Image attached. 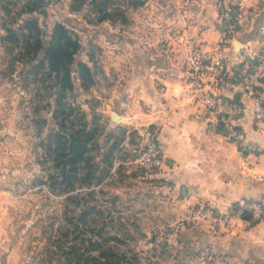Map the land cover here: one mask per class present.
<instances>
[{
	"label": "rangeland",
	"instance_id": "rangeland-1",
	"mask_svg": "<svg viewBox=\"0 0 264 264\" xmlns=\"http://www.w3.org/2000/svg\"><path fill=\"white\" fill-rule=\"evenodd\" d=\"M179 1L0 0V264H83L92 255L103 264H239L224 242L233 223L187 203L163 163L153 166L148 150L155 142L163 156L161 126L131 86L136 72L145 95L153 61L186 70L202 52L199 27L185 21ZM236 1L217 0L223 43L233 41L225 38V7L239 22L234 40L242 28ZM58 24L93 71L89 89L76 66L73 90L50 68L45 52ZM169 46L171 56L162 51ZM59 98L74 108L65 121ZM82 127L94 134L89 160L60 185L52 137Z\"/></svg>",
	"mask_w": 264,
	"mask_h": 264
},
{
	"label": "crops",
	"instance_id": "crops-1",
	"mask_svg": "<svg viewBox=\"0 0 264 264\" xmlns=\"http://www.w3.org/2000/svg\"><path fill=\"white\" fill-rule=\"evenodd\" d=\"M236 2L242 28L232 44L222 41L223 26L218 20L217 0H180L179 6L187 17L185 21L199 27L198 37L204 43L202 52L208 62L222 60L229 71L238 73L244 55L254 54L261 48L258 33L264 23V0ZM206 7L211 10L207 17L203 16ZM191 16L195 17L193 21L189 19ZM154 37L153 34L149 38L153 43ZM236 43L242 47L237 49ZM169 48L162 50L167 56H171ZM156 52L159 51L152 50V59ZM176 67L159 68L153 61L147 70L145 95L141 91L144 78L136 76L135 72L131 81L132 88L139 91L134 93L135 100L145 99L152 107L147 117L161 126L163 170L174 192L185 196L187 203L200 204L201 208L207 207L218 215H229L235 203L264 196V134L255 131L251 97L241 89L224 92L248 107L247 114L238 123L256 142L259 151L245 158L236 144L227 141L215 118L204 112L197 99L193 100L191 65L185 71L181 70V64ZM260 91L264 97V82ZM231 227L224 242H228L226 252L232 254L234 262L263 264L264 224L250 226L247 221H234Z\"/></svg>",
	"mask_w": 264,
	"mask_h": 264
},
{
	"label": "built area",
	"instance_id": "built-area-1",
	"mask_svg": "<svg viewBox=\"0 0 264 264\" xmlns=\"http://www.w3.org/2000/svg\"><path fill=\"white\" fill-rule=\"evenodd\" d=\"M221 18L227 28L225 38L234 40L239 28L235 14L225 7ZM258 38L261 48L254 54L244 55L242 68L238 73L229 71L222 60L209 63L203 52L194 53L191 61L190 85L193 100L197 99L204 112L215 118L227 141L236 144L245 158L259 151L256 142L238 123L247 114L248 107L224 92L241 89L251 97L255 131L264 134V97L260 91L264 82V23L259 27ZM148 154L153 166L159 167L164 163L160 147L155 142L149 145ZM245 217H249L253 223H264V196L239 201L231 207L229 215H219L216 219L221 223L224 220L233 223L244 222Z\"/></svg>",
	"mask_w": 264,
	"mask_h": 264
},
{
	"label": "trees",
	"instance_id": "trees-1",
	"mask_svg": "<svg viewBox=\"0 0 264 264\" xmlns=\"http://www.w3.org/2000/svg\"><path fill=\"white\" fill-rule=\"evenodd\" d=\"M42 1V0H41ZM80 48L79 42L71 36V32L62 24L55 26L53 31L52 41L45 52V57L50 64L51 70L56 73L63 89L66 86L73 90L75 83L73 81V67L76 66L78 79L80 80L84 89H89L94 82L93 71L91 67L84 62L76 60V54ZM70 111H74L73 107H66L65 103L59 98L58 101V118L69 115ZM61 126H64L61 125ZM93 131H87L83 127L81 129L72 128L70 133L63 130L61 133L53 136V149L52 143L49 146L53 153L58 154V167L64 176L63 183L60 185H70L71 174L76 175L72 180L77 178L79 171L82 170L83 164L87 163L89 158L87 154L91 151L90 144L93 142ZM56 142V143H55ZM71 173V174H70ZM82 264V263H79ZM83 264H103L99 257L89 256Z\"/></svg>",
	"mask_w": 264,
	"mask_h": 264
},
{
	"label": "water",
	"instance_id": "water-1",
	"mask_svg": "<svg viewBox=\"0 0 264 264\" xmlns=\"http://www.w3.org/2000/svg\"><path fill=\"white\" fill-rule=\"evenodd\" d=\"M236 46H237V49H240L242 47V45L240 43H236ZM117 118H118V116H117Z\"/></svg>",
	"mask_w": 264,
	"mask_h": 264
}]
</instances>
